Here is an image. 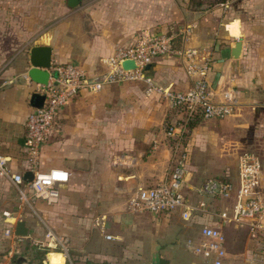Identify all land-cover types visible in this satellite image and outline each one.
Masks as SVG:
<instances>
[{"label": "crops", "instance_id": "crops-1", "mask_svg": "<svg viewBox=\"0 0 264 264\" xmlns=\"http://www.w3.org/2000/svg\"><path fill=\"white\" fill-rule=\"evenodd\" d=\"M84 8L82 18H58L45 33L42 0H0V155L12 172L27 171L24 123L35 108L32 95L50 76V67L30 64L29 51L36 45L51 48L50 65L75 63L94 75L107 71L103 59L117 45L131 46L142 33L168 34L172 52L155 58L147 75L160 86L184 91L206 66L210 99L234 90L236 102L229 115L197 116L181 133L183 114L158 93L147 94L142 81L81 92L60 110L41 149V169L69 172V180L58 187V202H26L0 176V263L18 264L23 257L21 264H42L32 240L51 230L69 241L67 258L57 252L47 256L59 264H151L154 243L160 264H209L186 244L200 241V228L208 224L224 236L222 264H264V236L251 239L245 225L219 216L234 204L237 147L244 145L242 151L250 148L259 157L264 186V0H89ZM189 49L196 50L193 71L186 69ZM177 148L187 154L186 204L204 201L206 208L188 219L183 208L169 214L129 210L130 197L166 177ZM209 178L229 181L234 190L227 197L203 195L198 187ZM18 221L25 223L28 236L5 235V228Z\"/></svg>", "mask_w": 264, "mask_h": 264}, {"label": "built area", "instance_id": "built-area-1", "mask_svg": "<svg viewBox=\"0 0 264 264\" xmlns=\"http://www.w3.org/2000/svg\"><path fill=\"white\" fill-rule=\"evenodd\" d=\"M226 1V0H223ZM173 50L172 36L168 34L152 35L142 33L138 40L131 46L117 45L112 53L103 59L107 71L89 75L75 63L65 62L50 65L48 81L36 88V93L43 95L44 100L40 107L32 109L26 117L25 150L27 154V171L32 172L30 181L23 180L22 173H14L8 166V160L0 155V176L9 180L17 189L24 201H41L47 205L56 204L60 197L59 185L69 180V172L61 167L41 169L40 155L42 146L53 132L54 122L60 110L71 103L81 92H97L108 84L139 82L146 84V93H158L169 105L183 114L181 133L186 128V123L197 117L223 118L229 115L236 102V92L225 90L222 99L212 101L203 67L201 77L184 90H171L156 84L147 75L146 68L160 56L171 53ZM195 49L186 52V69L194 70L193 57ZM132 60L135 68L124 69L122 62ZM175 128L168 127L169 134ZM173 149L178 158L170 167L166 177L156 186L136 192L127 201V207L133 212H153L169 214L183 208L182 217L188 219L192 212L206 208V203L201 201L195 207L186 204L183 193L184 164L187 158L185 151ZM261 161L256 154L243 152L237 160L238 186L235 200L230 213L220 212L219 216L224 222H234L245 225L251 239L257 240L264 236V186L260 183ZM234 190L229 181L206 179L198 191L209 197H227ZM4 216L10 218L13 214L5 211ZM15 225V223H14ZM14 225L5 228L4 234L12 239ZM201 239L194 242L188 239L186 244L195 256L201 257L209 264H222L226 251L224 236L219 228L205 224L200 228ZM108 239L110 236H106ZM32 243L41 251L44 257L50 252L61 254L64 259L68 257V239L48 230L41 240L33 239ZM44 263L45 259L42 260ZM0 264H12L9 260Z\"/></svg>", "mask_w": 264, "mask_h": 264}, {"label": "water", "instance_id": "water-1", "mask_svg": "<svg viewBox=\"0 0 264 264\" xmlns=\"http://www.w3.org/2000/svg\"><path fill=\"white\" fill-rule=\"evenodd\" d=\"M80 0H67V5L70 8L78 6ZM240 42H237L234 46L233 57L236 58L239 56ZM29 61L33 67L48 68L51 62V48L44 45H36L32 47L29 51ZM124 69H133L135 68L134 62L132 60H124L122 62ZM32 102L34 107H40L43 103L44 96L38 93L32 95ZM33 177L32 172L26 171L23 173V180L25 182L30 181ZM14 235L16 236H28V228L25 226L23 221H18L14 225ZM24 262L23 257H19L17 260L18 264ZM151 264H160L159 263V252L156 244H153L151 251Z\"/></svg>", "mask_w": 264, "mask_h": 264}, {"label": "rangeland", "instance_id": "rangeland-1", "mask_svg": "<svg viewBox=\"0 0 264 264\" xmlns=\"http://www.w3.org/2000/svg\"><path fill=\"white\" fill-rule=\"evenodd\" d=\"M89 0H81V3L75 7V8H70L67 5V0H42L43 6H44V32L48 33L57 25L58 18H61V20L65 19L68 21V18H82L84 16L85 8H84V3H86ZM56 14H59L56 15ZM76 20V19H73ZM243 147H246L244 145H241L240 147H237V155H239L243 152H251L253 154H256L254 151H252L248 146V150H241ZM238 155V156H239ZM40 253V252H38ZM45 253V252H44ZM54 252H50L49 254H53ZM44 257L46 262L43 264H59L58 262H53L51 260V257ZM52 261V262H51Z\"/></svg>", "mask_w": 264, "mask_h": 264}, {"label": "trees", "instance_id": "trees-1", "mask_svg": "<svg viewBox=\"0 0 264 264\" xmlns=\"http://www.w3.org/2000/svg\"><path fill=\"white\" fill-rule=\"evenodd\" d=\"M221 1V0H220ZM195 119H196V117L195 118H193V119H191V120H189V126L195 121ZM38 257H39V260H43L44 259V252L43 251H41L39 254H38ZM43 264V263H42Z\"/></svg>", "mask_w": 264, "mask_h": 264}, {"label": "bare ground", "instance_id": "bare-ground-1", "mask_svg": "<svg viewBox=\"0 0 264 264\" xmlns=\"http://www.w3.org/2000/svg\"><path fill=\"white\" fill-rule=\"evenodd\" d=\"M59 256H60V254H59ZM61 256H62V255H61ZM51 260L54 262V260H55V259H54V257H53V256H51Z\"/></svg>", "mask_w": 264, "mask_h": 264}]
</instances>
